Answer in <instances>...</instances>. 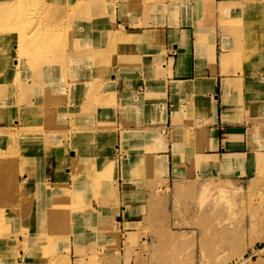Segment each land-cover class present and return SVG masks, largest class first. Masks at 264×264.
I'll list each match as a JSON object with an SVG mask.
<instances>
[{
    "label": "crops",
    "instance_id": "crops-1",
    "mask_svg": "<svg viewBox=\"0 0 264 264\" xmlns=\"http://www.w3.org/2000/svg\"><path fill=\"white\" fill-rule=\"evenodd\" d=\"M154 11L157 25L152 26L149 14ZM108 12L109 17L103 18L108 19V25L114 22L115 26L107 32L110 39L107 49H114L122 42L118 38L120 33L133 37L123 42L125 53L112 68L115 74H110V80L99 81L98 85L108 86L109 91L101 89L90 99L86 98L88 87L96 84L97 79L93 66L87 70L82 59L77 66L68 68L64 81L51 94L55 107L44 100L39 105L47 104L56 109L60 102L62 114L67 112L70 98L76 102L78 111L89 99L96 111L94 127L79 132L91 135V142L77 145L80 154L73 149L63 153L69 146L65 138L68 130L56 132L62 136L57 155L62 151L65 167L55 162L51 145H42V139L49 143L48 136H52L53 131L39 132L43 137L41 143H37L36 138V144L33 141L25 150L27 170L40 158L33 180L36 187H41L37 183L40 184L43 176L52 184L57 182L56 171L62 167L66 173L69 171L67 175H73L74 166H94L91 156L101 147L106 151L115 148L117 152L116 169L111 173L116 181L109 199L112 203L108 200L103 206L91 203V207L82 212V218L73 220L66 234L68 250H63L61 257L69 258L71 264H87L89 258H99V264H134L127 261L123 248L117 254L113 246L122 238L124 229H128L129 235L137 234L136 226L147 219L150 203L157 200V196H151V184L158 178L168 184L193 182L197 178L210 182H245L253 173L243 171L256 167L255 158L264 149V0H157L137 10L123 2L109 4ZM118 22L124 31L116 27ZM97 32L95 30L93 36ZM77 37L84 39V35ZM76 51L84 53L85 57L86 50L80 49V42ZM120 72L123 77L118 75ZM9 81L1 100L7 115L0 114V144L4 143L3 148L6 144V149L11 138L2 131L11 125L16 130L32 124L34 128L45 119L32 109L38 107L36 98H26L21 84ZM31 88L30 93H34L36 87ZM101 108L106 110L103 114ZM9 111H13L12 114ZM105 112L115 126L98 130L95 126L101 123ZM197 119L206 120V124L192 133L188 126ZM165 130L168 134L163 136ZM157 134L161 135V142L149 138ZM140 135L146 136L147 148L152 151L146 154L153 159L146 162L150 173L144 170L145 177L137 178L133 177L135 172L131 169L124 177L122 166L136 164L126 154V149H130V142ZM19 141L13 137L12 151ZM70 152L74 156L68 158ZM40 198L49 197L41 191ZM120 211L124 212L126 220L118 226L115 217ZM2 245L9 246L10 242L2 240Z\"/></svg>",
    "mask_w": 264,
    "mask_h": 264
},
{
    "label": "rangeland",
    "instance_id": "rangeland-1",
    "mask_svg": "<svg viewBox=\"0 0 264 264\" xmlns=\"http://www.w3.org/2000/svg\"><path fill=\"white\" fill-rule=\"evenodd\" d=\"M44 1L24 0V11L17 9L18 16L24 15L22 19H26L17 21L18 24L23 22L21 29H24V32L16 37L12 45L9 44V36L0 37V107L3 106L2 95H5V88L11 80L21 84L26 98H36L38 107L30 108L33 107L37 114L45 118L35 124L34 128L33 124L26 128V132L23 129L16 130L14 125L2 131L9 133L12 139L7 149L6 144L4 148V143L0 144V241L10 242L9 246H0V264H71V260L62 258L61 254L63 250H68L66 234L71 229L73 220L82 218V212L90 208L91 203L102 206L107 200L112 203L109 199L116 185L115 177L111 174L116 169L115 148L106 151V148L101 147L96 155L91 156L94 166H74L73 175H67L69 171L66 173L64 170L66 161L62 157L68 149L80 154L77 145L91 142V135L79 132L94 127L93 117L96 111L89 99L94 92L101 89L109 91L108 86L98 85L99 81L104 78L110 80V74H115L112 68L125 53L126 45L123 42H118L114 49H107L110 41L107 32L112 31L113 25L115 26L113 17L112 25H108V19L103 18L109 17V4L120 5L128 2L132 10H137L157 0H97L96 4L90 3L91 7L83 9L84 14L78 11L82 9V0H50L54 8L43 5ZM6 3L11 4L12 0H0V22H3V14L9 13ZM14 4L20 8L17 2ZM98 6L102 8L99 9ZM155 13L154 11L149 14L152 26L157 25ZM11 24L16 27L13 21ZM22 24H25L24 28ZM120 24L121 22H118L116 27L124 31L125 28L119 26ZM95 30L98 32L93 36ZM12 32L14 31L10 32L12 36L18 34ZM120 34L119 41L123 35H129ZM80 35H84V39L77 37ZM79 42L80 49L86 50L84 58L80 57L82 52L76 51ZM92 50L97 53L93 54ZM12 59H15L13 63ZM82 59L87 70L93 66L97 83L88 87L89 95L86 98L89 99L84 102V107L78 111L76 102L70 98L67 112L61 114L60 102L54 109L55 99L53 100L51 94L64 81L68 68L77 66ZM2 68L7 69L2 72ZM122 74L123 72L118 73L120 77L124 76ZM29 84L36 87L34 93H30L32 88ZM43 100L52 102L54 107L47 104L39 106ZM95 102L98 104V101ZM6 111L5 107H2L0 114L7 115ZM104 111L106 110L101 108L102 114ZM12 112L9 111L10 114ZM24 121L23 123H26ZM100 121L101 123L95 126L98 130H108L115 126L112 125L108 112H105V117H101ZM205 124L206 120L197 119L189 124L188 130L196 132ZM47 129L53 131V135L48 136V144L42 139V145H51L55 162L63 163L64 167L56 171L57 175L61 176L55 177L57 182L52 184L51 180H44L43 176L40 184L37 183L41 187H36L33 180L40 158L33 168L27 170L28 156L25 150L33 145L36 138L40 144L43 137L39 132ZM61 129L68 130L65 138L69 146L57 155V152H60L62 136L56 132ZM22 131L25 133L23 132L20 138ZM162 134L165 136L168 131L165 130ZM13 137L20 140L14 151L10 149ZM149 138H153L154 142L162 141L159 134ZM147 142L144 135L135 136L130 142V149H126V154H129V158H133V163L136 164L122 166L124 177H127V172L131 169L135 172L133 177L137 178L145 177L144 172L147 170L150 173L146 162L153 159L146 157L148 152H152L147 148ZM56 148L59 150L56 151ZM42 154L43 151L40 152V155ZM72 156L73 152L67 154L68 158ZM255 159L256 167L243 171L253 173L244 179L245 182H210L197 178L193 182L168 184L161 179L158 181L159 178L155 177L157 180L151 184L150 191L151 196H157V200L150 203L147 219L136 226L137 234L129 235L128 229H124V236L118 238L113 250L116 249L119 254L123 248L127 261H133L134 264H264V149ZM232 161L235 164L238 162L233 159ZM95 163L100 165L95 166ZM238 165L242 163L238 162ZM15 185H20L19 191L15 190ZM41 191L49 198H40ZM125 220L122 211L115 217L118 226ZM127 227L130 228L129 225ZM115 251L112 252L115 254ZM102 255L103 253L98 254ZM98 261L99 258H89L87 264H99Z\"/></svg>",
    "mask_w": 264,
    "mask_h": 264
},
{
    "label": "bare ground",
    "instance_id": "bare-ground-1",
    "mask_svg": "<svg viewBox=\"0 0 264 264\" xmlns=\"http://www.w3.org/2000/svg\"><path fill=\"white\" fill-rule=\"evenodd\" d=\"M55 1H59V0H55ZM81 1V0H80ZM14 2L16 3H18L19 5H20V8H18L15 4H14ZM27 2H29V1H27ZM27 2H25V3H27ZM36 2V1H35ZM42 2V1H41ZM40 2V3H41ZM82 3L83 4H81V2H80V4H81V6H82V9H80V10H78V11H80V12H82L83 14H84V11H83V9H85V8H88V7H91V6H89L90 5V3H91V5L92 4H96L97 3V0H82ZM43 5H48V7L49 6H52L53 7V5H52V2L50 1V0H45L43 3H42ZM80 4H77V5H80ZM87 6H86V5ZM27 6H30L31 4H26ZM6 6H7V11L9 12V13H4L3 14V17H2V21L3 22H0V37H5V35H7V36H9L10 37V41H9V44H11L12 45V43L15 41V39H16V37L18 36V35H20V34H22L23 32H24V29H21V22H20V24H18L17 23V21H20V19H22V17H25L24 15L22 16V17H20V16H18V14H17V9H19V10H21L22 12L24 11V9H25V7H24V0H12V3L11 4H8V3H6ZM15 7V8H12V7ZM95 7V6H94ZM50 8V7H49ZM48 8V9H49ZM54 8V7H53ZM74 13V12H73ZM26 14V13H25ZM27 16V15H26ZM19 19V20H18ZM24 19H26V18H23L22 20H24ZM90 20V19H89ZM11 21H13V23L16 25V27L15 26H13L12 24H11ZM26 22V21H25ZM23 23V22H22ZM18 25L20 26V27H18ZM22 27L24 28L25 27V24L23 25L22 24ZM20 28V29H19ZM18 29V31H16ZM14 31V32H12V34H16V33H18L17 35H15V36H12L11 35V31ZM127 34V33H126ZM100 36V35H99ZM133 37L132 36H130V34L129 35H123L122 37H121V41L122 42H124V41H131V39H132ZM18 41H20V40H18ZM21 42V41H20ZM19 42V43H20ZM93 51V50H92ZM83 55H81L80 57L82 58L83 56H84V53H82ZM5 59H9V57H5ZM91 59V58H90ZM14 60L15 59H12V63L14 62ZM7 68H9V67H7ZM7 68H5V69H7ZM4 68H2V72H4V70H5ZM9 130V129H8ZM24 131L25 130H27V129H23ZM24 131H22V132H20V138H21V136H23V132ZM26 132V131H25ZM24 132V133H25ZM18 134V133H17ZM19 135V134H18ZM11 139H12V137H10ZM25 185H27V181H26V183H25ZM15 190L17 191H19L20 190V185H15ZM53 202V201H52ZM54 203V202H53ZM63 205H65V203H63ZM68 206H70V205H68ZM0 211H2V210H0ZM52 211V210H51ZM49 212V211H48ZM23 213V212H22ZM57 214V213H56ZM38 221V220H37ZM8 222V221H7ZM40 223V222H39ZM13 224H15V223H13Z\"/></svg>",
    "mask_w": 264,
    "mask_h": 264
}]
</instances>
